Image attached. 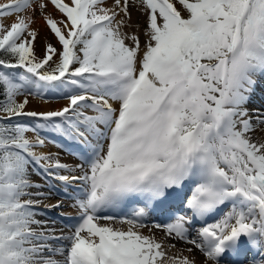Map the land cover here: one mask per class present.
Here are the masks:
<instances>
[{
  "label": "snow or ice",
  "instance_id": "obj_1",
  "mask_svg": "<svg viewBox=\"0 0 264 264\" xmlns=\"http://www.w3.org/2000/svg\"><path fill=\"white\" fill-rule=\"evenodd\" d=\"M135 2L147 15L143 48L117 19L130 18V0L112 7L106 0L0 4V264H196L141 231L151 208L189 184L195 187L183 202L192 215L164 225L166 234L203 253L201 264H243L238 257L247 251L259 254L249 264H264V140L252 137L264 131V114L253 119L247 107L264 78V0ZM48 3L60 18L47 12ZM28 9L32 17L19 15ZM37 11L60 45L48 43L42 57L31 26ZM45 87L70 89L68 103L26 111L29 97ZM21 116L43 123H12ZM49 126L86 147L75 169L36 151ZM32 166L81 182L80 223L69 235L32 227L44 223L32 210L39 201L24 197L45 195L28 191L39 186L28 178ZM130 201L143 205L131 218L100 215ZM225 205L219 220L189 235L194 219ZM49 240L66 243L53 247Z\"/></svg>",
  "mask_w": 264,
  "mask_h": 264
},
{
  "label": "bare ground",
  "instance_id": "obj_2",
  "mask_svg": "<svg viewBox=\"0 0 264 264\" xmlns=\"http://www.w3.org/2000/svg\"><path fill=\"white\" fill-rule=\"evenodd\" d=\"M7 2H8V0H0V4H5ZM121 4H123V0H121ZM105 6L106 7H112L113 6V0H106ZM177 8L180 9L183 13L184 10H183L181 5L177 4ZM47 12L53 14L56 18H60V16H61V14L51 4L48 5ZM23 13L24 12L20 13L19 15H23ZM25 16L32 17L33 16V9L29 13H26ZM123 16H124V14L121 13L120 16L117 17V19H122ZM139 18H140V13H137L135 10V11H132L131 19L129 21L134 23V22H137ZM34 19H35V22L31 26H32V28L37 29L38 33H39L38 37L35 41V44H34V49H35L36 55L39 56L41 54V52L43 50V46L45 45L46 42H48L49 40H52L56 43H59V42H58V39L55 37V35L54 34L52 35L49 32V30L46 28V26L44 24V17L39 16L37 13H35ZM4 22L6 24L11 23V19L5 18ZM127 28L129 30L133 29L132 27H127ZM260 83L264 85V78L258 79V84H260ZM261 89H262L261 87L257 86L254 93L252 94V97L250 100L251 102H253L251 104H253V106H252L253 109H256L257 115H261L260 112L264 111V110H262V107L264 105L263 106H261V104L258 105V99H260L261 97L257 93V90H258V92H261ZM69 91H70V89H60V88H50V87H45V88L41 89L39 95H36L35 91H34L33 95H31L29 97V104L26 107V111L42 112V111L61 109L62 107H64L68 103L67 93ZM21 99H22V97H21ZM16 120L19 122L26 123L30 126H38L40 123H43L41 120H39V118L29 117V116L17 117ZM261 129H264V127ZM36 135H37V133L36 134L33 132L28 133V136L31 139H35ZM39 135L44 139V141H45V138H49L52 140V142H51V145H49L45 142L42 147H37L36 151L38 153L53 154V153H55L57 148H61L60 146H58V144H62V143H64L72 151H79V153H81V154L86 151V147L83 144L78 143L72 139L66 138L64 135L58 134L50 126L47 128H44L42 131H40ZM252 137L254 140H264V131L258 130L256 132L252 133ZM55 154L57 155L58 159L61 161V159H60L61 153L59 151H57V153H55ZM61 162L63 163L64 161L62 160ZM76 165L77 164L72 163L70 166L73 169H75ZM71 173H74V174H71ZM59 174L79 176L81 173L78 170L68 171V170L61 169V170H59ZM50 186L53 188V190L50 189V192H51L50 194H45L43 196H40V195H34V196H36L38 198V200L41 201L42 203H48V204H45V206H46L45 207L46 209L44 210L45 214L51 215V213H55V210L58 208L57 209L58 211H56L57 221H59L61 224H63L62 221H65L64 225H67L68 229L72 230L73 226H76L78 223H80V220L73 222V218L75 220L78 217L79 218L81 217L80 210L77 206H75V204H76L75 202H74L75 204L72 203V205H70V207H67V209L65 208L66 210H63V208H61L59 210V208L62 207V204H63L59 201H62L64 199H65L64 201H66V200L71 201L73 199V196L75 197L77 195H80L78 189L81 188V182L79 180H77V181H73L71 183H65V182H62L60 180H55V179L50 177ZM194 187H195L194 184H189L188 187H186L184 189V191L178 197H173L172 199L165 202L164 204L155 206L154 208H151L149 210V214L147 216L148 220L154 221L156 219H161V218L163 219V218L169 216V220H172L174 222L176 217L181 215V214H187L188 216H191L192 213L189 210L186 213H179L178 211L176 212V211L168 210L166 205L171 201H174V202L180 204L179 201L185 200L186 196L191 195V189H193ZM63 197H66V198H63ZM137 203H139V202L138 201H130V202L123 204V205H120L118 207L106 208V209H103L104 214L106 212H108V214L110 213L109 215H112V214L115 215L114 217L117 218V221H119L121 218H125V217L131 218V216L133 214V212L131 210L132 209L135 210L137 208ZM57 204H59L60 207H51V206H54ZM41 205L44 206V204H41ZM184 206L187 207L186 203H184ZM227 206H229V205L222 206L219 210L214 211L213 213H210L203 218H198L201 220V224H200L199 228L210 225L212 223H215L217 220H219L223 216V214L225 213L224 208ZM161 208H163V210L159 211ZM50 219H52V218H50ZM45 220L47 222L44 225H42V227L44 229H47V230H51V229L55 230L56 229V225L54 224L55 225V227H54V225L52 224L53 223L52 220H49L48 217H46ZM162 221L163 220H161V222ZM108 222L109 221H104V220L101 221V223H108ZM143 223H144L145 227L143 229H141V231H143V233L145 235H153L157 240L162 241L164 246H165V249L168 251V253L170 255H175L178 252H180L183 255H190L196 261V264H201V262L204 261L205 257L203 255V253H201L198 249H194V247L191 244L187 243L186 241H180L175 236L169 237L166 234V229L164 227V225H166V224L162 223V224H160L161 227H156V225H158V224L153 225V223H151V226H152L151 227V226H147V222H145L144 220H143ZM155 223H156V221H155ZM116 226L126 227V225H119V224H117ZM194 229L195 228L189 229V235L191 237H195V235H196ZM47 243L53 245L54 242H53V240H49ZM171 244H175L176 247L175 248H169L168 246ZM189 248H193L192 253H189L187 251V249H189ZM250 252L253 254V251H250ZM256 256H259V254H257ZM58 257H60V256H57L56 259ZM223 264H229V263H227V261H225V262H223ZM246 264H249V263H246Z\"/></svg>",
  "mask_w": 264,
  "mask_h": 264
},
{
  "label": "rangeland",
  "instance_id": "obj_3",
  "mask_svg": "<svg viewBox=\"0 0 264 264\" xmlns=\"http://www.w3.org/2000/svg\"><path fill=\"white\" fill-rule=\"evenodd\" d=\"M45 3L48 2V0H44ZM48 5H50V3H48ZM36 7V5L34 4L33 5V9ZM32 9H28L26 10L23 15L25 16L26 13H29ZM137 13H140V18L138 19L137 22H130L129 20L131 19V13L132 11H135ZM129 12H130V18L129 17H126L125 15L123 16L122 19H125L127 21V26L124 27V31L127 32L129 35H131L132 33H135L139 36L140 38V41H141V47L143 48L145 42H146V35H145V29L147 28V15L146 13L143 11V6L142 5H139L135 2V0H130V3H129ZM39 16H42L44 17L43 15L40 14L39 11L36 12ZM44 24L46 26V28L49 30V28L47 27L46 23H45V20H44ZM127 27H132L133 29L132 30H129ZM49 32L53 35V33L49 30ZM48 43H51L52 45H54L55 47L59 48L60 45L59 43H56L52 40H49L48 42L45 43V45L43 46V50L41 52V54L38 56V57H42L44 54H45V48H46V45ZM126 43H131L130 40L126 41ZM22 69H19L17 71H21ZM6 71H9L6 70ZM23 71V70H22ZM258 87H261V92H257L259 95H260V99H258V102H262L263 99H264V86L262 84H258L257 85ZM259 89V88H258ZM253 102H249V104L247 105L248 107V110L249 111V115L253 116V119H255V116L257 115L256 114V109H253V104H251ZM262 110H264V107H262ZM263 114H264V111H263ZM13 120H16V119H13ZM264 126H261V128H263ZM47 128V127H45ZM34 133V132H33ZM36 134V133H35ZM28 135V134H27ZM45 142L49 145H51V142L52 140L49 139V138H45ZM61 148H57L55 153H57V151H59L61 153L60 155V159L61 161L63 160L65 164L67 165H71L72 163H75V164H80L81 163V158H75V157H72L73 155H70L68 152H66V149L62 146H60ZM53 153V157L54 158H57V155ZM72 158V159H71ZM40 168H36V166H32L29 168V179L34 182L35 184L33 185H39V186H34V187H31L28 189L29 192L31 193H34V192H39V193H50L49 191V188H48V178L47 176L44 174V171ZM71 174H74V173H71ZM24 199H32L34 201H39L38 198L34 195H31V196H25ZM72 203V202H71ZM70 203V204H71ZM41 204H48V203H42L41 201H39V203L37 204H34L32 208L35 209V219L38 220V221H41V222H44V219H43V216L40 215V213H42V209H44L43 207H41L42 205ZM147 226H151L150 223L147 224ZM33 228L35 229H38V225L34 224L32 225ZM152 227V226H151ZM38 231V230H37Z\"/></svg>",
  "mask_w": 264,
  "mask_h": 264
}]
</instances>
